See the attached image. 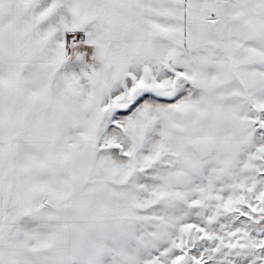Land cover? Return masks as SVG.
<instances>
[{
  "label": "snow or ice",
  "instance_id": "snow-or-ice-1",
  "mask_svg": "<svg viewBox=\"0 0 264 264\" xmlns=\"http://www.w3.org/2000/svg\"><path fill=\"white\" fill-rule=\"evenodd\" d=\"M0 264H264V0H0Z\"/></svg>",
  "mask_w": 264,
  "mask_h": 264
}]
</instances>
